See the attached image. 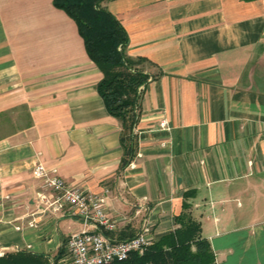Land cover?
Listing matches in <instances>:
<instances>
[{
	"label": "crops",
	"instance_id": "1",
	"mask_svg": "<svg viewBox=\"0 0 264 264\" xmlns=\"http://www.w3.org/2000/svg\"><path fill=\"white\" fill-rule=\"evenodd\" d=\"M103 6L128 34L127 55L156 77L143 92L135 168H121L122 123L99 95L103 74L76 22L54 0H0V252L59 264L83 229L70 211H44L32 173L41 162L107 196L114 238L148 227L160 240L191 191L217 264H264V0Z\"/></svg>",
	"mask_w": 264,
	"mask_h": 264
},
{
	"label": "trees",
	"instance_id": "2",
	"mask_svg": "<svg viewBox=\"0 0 264 264\" xmlns=\"http://www.w3.org/2000/svg\"><path fill=\"white\" fill-rule=\"evenodd\" d=\"M107 0H54L58 9L65 11L77 24L87 53L103 74L98 92L107 111L122 123L125 169L137 155L142 97L145 87L156 77L142 68L147 61L132 59L126 51L128 34L104 6ZM194 192H186L183 211L177 216L178 227L146 250L134 253L125 261L112 264H217L210 242L202 235L201 223L194 218L190 200ZM63 254V253H62ZM0 264H50L42 255L10 252L0 257Z\"/></svg>",
	"mask_w": 264,
	"mask_h": 264
},
{
	"label": "built area",
	"instance_id": "3",
	"mask_svg": "<svg viewBox=\"0 0 264 264\" xmlns=\"http://www.w3.org/2000/svg\"><path fill=\"white\" fill-rule=\"evenodd\" d=\"M161 130H170L169 122L160 123ZM128 167L135 168L132 161ZM33 177L40 182L39 203L53 215L70 211L78 218L83 229L73 233L67 240L62 261L59 264H112L125 261L134 253L142 254L153 244L150 229L144 227L134 237L119 240L109 235L118 229L107 213V196L96 195L79 186L68 184L57 172L39 162L33 168ZM35 219L29 227H35ZM17 227V230H21ZM5 252H0V257ZM55 264V263H50Z\"/></svg>",
	"mask_w": 264,
	"mask_h": 264
}]
</instances>
